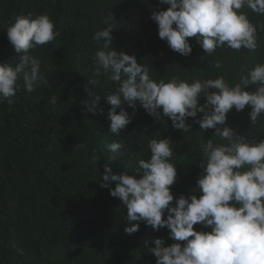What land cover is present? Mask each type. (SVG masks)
I'll return each mask as SVG.
<instances>
[{
	"label": "trees",
	"instance_id": "trees-1",
	"mask_svg": "<svg viewBox=\"0 0 264 264\" xmlns=\"http://www.w3.org/2000/svg\"><path fill=\"white\" fill-rule=\"evenodd\" d=\"M168 7L159 0H0V63L19 62L6 34L17 16L47 14L59 32L54 41L31 50L48 83L27 93L21 78L14 104H0V264H155L153 241L160 238L162 246L175 242L166 228L156 232L143 222L134 234L125 233L126 208L110 195L115 182L101 187L104 165L117 175L132 174L138 160L150 158L151 139H170V160L177 170L170 186L174 204L181 195L201 194L196 189L203 173L200 145L208 139L226 141L213 136L214 129L200 130L193 118L186 120L188 132L174 129L168 117L155 119L139 102L135 109L122 105L131 122L112 133L106 96L118 84L94 74V53L103 41L93 36L113 27L112 47L147 65L154 80L175 77L191 83L223 76L234 86L248 68L264 63V15L241 9L257 27L255 51L224 47L208 57L192 37V53L185 57L159 38L158 26L150 19L153 11ZM95 96L100 100L93 114L85 101ZM250 110H231L227 126L251 141L264 140V114L251 125ZM114 140L123 145L115 154L107 147ZM93 152L100 157L95 166L87 163ZM113 155L116 159L107 161ZM194 227L210 231L200 224Z\"/></svg>",
	"mask_w": 264,
	"mask_h": 264
},
{
	"label": "clouds",
	"instance_id": "clouds-1",
	"mask_svg": "<svg viewBox=\"0 0 264 264\" xmlns=\"http://www.w3.org/2000/svg\"><path fill=\"white\" fill-rule=\"evenodd\" d=\"M167 10L153 11L150 19L158 26V36L169 48L182 56L192 53L189 38L195 37L206 56H214L218 48L235 51L258 48L257 27L241 9L264 15V0H159ZM113 27L97 31L93 39L103 41L94 53L95 75H107L118 84L107 95L110 130L119 133L130 122L129 112L137 102L155 119L168 117L174 129L188 132L186 123L193 118L200 130L214 129L213 136L226 143L208 139L200 145L203 169L197 180L199 197L193 194L175 198L171 192L177 170L168 138L149 141L150 158L137 161L132 174H114L104 165L101 187L119 198L126 208V234H134L140 223L154 231L168 230L175 241L162 246L156 238L151 248L155 264H264V140L251 141L227 126V114L250 107L251 125L264 114V63H257L241 75L240 82L230 86L223 76L191 83L173 77L167 82L154 80L147 65L138 63L134 55L117 52L112 47ZM19 62L13 66L0 63V104H14L22 78L23 88L32 93L47 79L40 74V61L31 50L54 41L59 32L47 14L17 16L6 30ZM216 67H220L219 62ZM95 85V80H90ZM249 86L252 91L247 90ZM214 89V91H212ZM85 92L93 93L85 85ZM204 98L205 102L200 103ZM100 97L85 101L88 112L97 111ZM50 103L55 106L56 97ZM119 109V111H117ZM198 113L202 116L198 117ZM76 147L83 148V144ZM110 153H118L123 145L107 144ZM116 156L107 161L112 162ZM99 155L92 153L87 163L95 166ZM166 217V218H165ZM135 222V223H133ZM200 224L210 231H197ZM180 242H184L181 244Z\"/></svg>",
	"mask_w": 264,
	"mask_h": 264
}]
</instances>
